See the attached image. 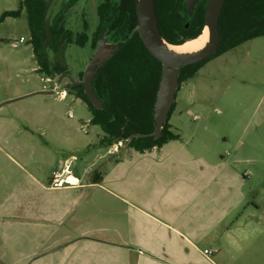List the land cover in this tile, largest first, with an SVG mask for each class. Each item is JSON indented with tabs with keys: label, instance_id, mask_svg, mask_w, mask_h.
<instances>
[{
	"label": "crops",
	"instance_id": "1",
	"mask_svg": "<svg viewBox=\"0 0 264 264\" xmlns=\"http://www.w3.org/2000/svg\"><path fill=\"white\" fill-rule=\"evenodd\" d=\"M30 50L32 62L28 56L18 60L21 65L27 60L32 63L27 79L18 84L21 88L15 84L0 96V101L53 93L50 87L40 86L43 75L36 76L40 67ZM50 76L45 75L44 80ZM43 89L46 91L41 92ZM57 98L63 100L66 95ZM178 99L176 95L173 113L183 111L175 108ZM47 102V108L43 106L50 119H40L43 113L38 107L36 118L18 109L15 113L20 121H0V157L7 166L2 173L3 186L13 192L11 187H34L31 200L38 204L37 215L31 217L38 232L18 229L19 239L35 241L29 248L34 251L21 252V263L264 264L261 204L248 199L243 179L229 160H224V154L194 151L180 138L171 139L143 152L131 148L110 162L97 179L87 168L84 173L88 176L82 182L71 171L73 155L62 147L74 144L67 135L73 123L58 119L60 106ZM93 140L83 146L98 147ZM11 141L17 144H12L14 152L8 150ZM106 152L97 150L99 158ZM63 167L78 178L77 185L49 184ZM22 172L26 173L23 179L9 182L8 177L13 179ZM73 190L75 194L70 192ZM48 191L61 193L59 199L50 201L49 217L44 207L48 202L39 201L36 194ZM204 249L213 252L207 255ZM13 262L0 256V264Z\"/></svg>",
	"mask_w": 264,
	"mask_h": 264
},
{
	"label": "rangeland",
	"instance_id": "2",
	"mask_svg": "<svg viewBox=\"0 0 264 264\" xmlns=\"http://www.w3.org/2000/svg\"><path fill=\"white\" fill-rule=\"evenodd\" d=\"M43 1L46 5H43V13L39 12L40 15L43 14V19L37 18V22L46 27L48 23L50 24L52 16L62 7L61 4L70 0ZM100 1L74 0L69 4L68 27L73 33L83 30V23L87 25V32L92 33L98 23L97 6ZM0 3V96H2L8 90H12L15 84L21 88L20 83L27 79L32 63H28L27 60L26 64L21 65L22 63L18 60L22 57L27 58L32 45L24 9L16 17L1 18L4 10L18 8V0H0ZM21 38L23 42H19ZM103 39L107 41V38ZM60 43L61 61L68 69L69 76L75 80L80 72L83 73L95 48L89 45V41L86 43L88 45L85 44L82 47L73 40ZM41 53L46 60L51 61L53 51L49 45L41 48ZM28 58L29 62H32L31 56ZM10 59L18 62L22 69L20 70L18 63L9 64ZM35 73L36 76L43 75L40 84L42 87V84H45L44 72L36 71ZM50 75L51 78L56 77L54 72ZM61 89H65L66 98L63 100L57 98L63 95L58 94ZM44 91L46 89L41 90V92ZM67 92L66 79L63 78L58 89L50 95L45 94L46 96L42 95L38 98L27 96L9 102L0 101V121L8 119L20 121L21 117L15 113L18 109H21L19 112L30 117L35 115L36 118L40 110L38 107H41L45 115L40 113V119H50L46 114L48 110H45L47 108L45 103L50 101L51 104L59 105L58 119L73 123V129L67 128V135L74 140V144L62 147L66 154L73 155L71 171L80 176L83 182L88 176L84 173L85 169L88 168L91 174L96 169L100 175L106 171L110 162L131 148L122 141L108 148L100 146L97 141L101 130L97 125L89 123L90 112L85 103L71 92ZM176 95L179 99L175 108L181 107L183 111L171 112L169 123L171 127L173 123V127L177 128L174 130L179 133L180 140L194 151L205 154L211 152L217 155L224 154V160H229L235 172H238L243 179L242 187L248 190V199L261 204V214L264 216V35L247 40L205 62L191 78L181 83ZM58 132L62 135L61 130ZM92 139L98 147L83 146ZM12 144L14 143L11 141L8 150L14 152L16 148H13ZM97 150L108 152L99 158ZM55 153L58 155L60 151ZM94 163H96L95 166H92ZM59 168L57 170H60ZM6 171V161L0 157V235H2L0 256H3L4 260L14 261V264H23L25 261L21 263V252L34 251L29 248L35 244V241L19 239L21 236L18 229L25 228L26 232H38L33 229L35 225L31 220V217L37 215L35 206L38 204L31 200L35 193L34 187H11L13 192L3 186L2 173ZM23 174L26 175L22 172L13 179L8 177V180L16 184L17 179L24 178ZM25 183L29 184V181L25 180ZM51 183L50 181L49 184ZM70 192L76 193L74 190ZM36 194L39 196V201L48 202L47 206H43L49 217L52 215H49L52 210L50 201L52 198L59 199L58 196L61 193L48 191ZM83 195H85L84 192Z\"/></svg>",
	"mask_w": 264,
	"mask_h": 264
},
{
	"label": "trees",
	"instance_id": "3",
	"mask_svg": "<svg viewBox=\"0 0 264 264\" xmlns=\"http://www.w3.org/2000/svg\"><path fill=\"white\" fill-rule=\"evenodd\" d=\"M39 3L40 0H19L18 8L3 11L1 18L16 17L24 9L32 50L40 71L45 75H50L54 71L65 72L64 64L62 66L58 63L52 64L42 56L41 48L46 45H49L52 51L55 50L53 39L56 38L57 41V36L63 35V31H60L62 27L56 31L49 26L44 29L42 23L38 24L37 18H42ZM111 7L113 11L105 17V13L110 11ZM120 7H128L132 16L133 22L128 27V34L136 27L135 0H118L114 3L111 0H103L97 6L98 25L92 44H95L103 23L116 20ZM154 10L159 31L167 42L176 44L194 38L203 28L204 0L196 4L191 16L185 9L184 0H154ZM218 30L220 39L216 50L210 56L179 68L175 96L181 83L191 78L205 62L247 40L264 35V0H224L218 19ZM68 33L69 30L64 31L62 40L66 39L65 42L72 41ZM46 37L49 41H46ZM86 38V33L80 32L75 38V43L81 46ZM160 70L161 63L150 54L139 34L134 32L126 42L120 44L94 75L92 88L101 101V108L93 107L86 98L81 84L68 88L73 89L74 95L85 103L90 112L89 123L98 125L104 132L97 141L100 146L108 148L121 140L128 147L143 152L154 146H161L168 140L180 138L179 133L173 131L169 123L174 101L160 135L156 138L148 135L154 129L153 102ZM131 135L133 137L126 141ZM92 176L93 179L98 178L99 173L96 169Z\"/></svg>",
	"mask_w": 264,
	"mask_h": 264
},
{
	"label": "water",
	"instance_id": "4",
	"mask_svg": "<svg viewBox=\"0 0 264 264\" xmlns=\"http://www.w3.org/2000/svg\"><path fill=\"white\" fill-rule=\"evenodd\" d=\"M199 1L200 0H184L185 9L188 10L189 16L192 15ZM223 1L224 0H204L203 28L197 36L205 31L207 33V39L199 50L192 53L178 54L170 52L166 44L179 45L186 40L176 44L167 42L159 31L154 10V0H135L137 20L135 31L139 34L150 54L161 63L160 77L153 102L152 116L154 120V129L151 133H148V135L153 138L160 135L162 125L174 101L175 90L178 85L177 76L179 68L199 62L210 56L216 50L220 39L218 19ZM185 26H187V24ZM107 45L108 44L103 38L98 39L93 56L83 71L82 79L78 82H74L82 84L84 94L94 108L102 107L101 101L93 91L92 80L97 69L108 57L105 49Z\"/></svg>",
	"mask_w": 264,
	"mask_h": 264
},
{
	"label": "flooded vegetation",
	"instance_id": "5",
	"mask_svg": "<svg viewBox=\"0 0 264 264\" xmlns=\"http://www.w3.org/2000/svg\"><path fill=\"white\" fill-rule=\"evenodd\" d=\"M74 0H70L68 2H63L61 5L62 7L60 8L59 11H57L53 16H52V19L50 21V24L48 23L47 26L49 27H52V29H55L56 31H59L58 29H60V27H62V30L60 31H63V35H64V31L65 30H69V35L72 37V40L73 42H76V36L77 34H79L80 32H85L86 33V40L84 42H82V46H84L87 41H89V45L92 46L93 48H95L96 44H97V41L98 39H100L101 37L102 38H107V41L106 43L108 44L107 46H105V49H106V55H108V57L106 58V60L112 56V54L118 49V47L120 46V44L126 42L130 36L133 35L135 31V28L128 34V27L129 25H132V16L129 12V8L128 7H120L118 8V16L116 18L115 21L113 22H107V23H103V26H102V29L99 33V36L98 38L95 40V44H92L93 42V39L95 37V32H96V29H97V25L96 27L92 30V33L90 35V33L87 32V25L85 23H83V30L79 31V32H72L70 30V28L68 27L69 26V19H68V14H67V11L69 10V4H71V2H73ZM103 0H101L99 2V4L102 2ZM115 1H118V0H111L112 3H114ZM43 5H46L45 2L43 0H40V3H39V7H40V11L43 13ZM68 8V10H67ZM113 11V8L111 7L110 8V11L106 12L105 13V17L108 16L109 12H112ZM69 12V11H68ZM45 15V14H44ZM42 16V19H43V14H41ZM46 20V18H44ZM46 26V27H47ZM44 27V29L46 28ZM62 34H60L59 36H57V41L55 39H53V43L55 45V50L53 51V56L51 58V62L52 64H55V63H58L59 65H63L64 63H62V59H61V55H60V51H61V41L62 42H65L66 39L63 41L62 40V37H63ZM88 35H90V37H88ZM46 41H49L48 40V37L45 38ZM44 39V40H45ZM77 44V43H76ZM78 45V44H77ZM88 45V44H86ZM240 45V44H239ZM80 46V45H79ZM105 60V61H106ZM65 72H55V75L56 77H52V80L53 82H56L59 86L61 80L63 78L66 79V87H67V90L69 92H71L73 95H74V90L73 89H68L70 88L71 86H75V85H79L81 83H74V82H78L81 80V77H82V72L79 73V77L77 75L76 79L73 80L70 76H69V72H68V69L65 67ZM82 85V84H81ZM61 90H64L65 89H61ZM65 94V93H64ZM75 96V95H74ZM76 97V96H75ZM78 98V97H76ZM80 99V98H79ZM98 126V125H97ZM99 127V126H98ZM100 128V127H99ZM101 130V128H100ZM99 135V138L102 137L104 135V132L101 130V133H98ZM136 134H134L135 136ZM133 137V135H131L130 137H128L126 139V141H129V139ZM118 142H121L118 141ZM117 142V143H118ZM124 142V141H122ZM115 144V143H114Z\"/></svg>",
	"mask_w": 264,
	"mask_h": 264
},
{
	"label": "built area",
	"instance_id": "6",
	"mask_svg": "<svg viewBox=\"0 0 264 264\" xmlns=\"http://www.w3.org/2000/svg\"><path fill=\"white\" fill-rule=\"evenodd\" d=\"M21 41H23L22 38L19 40V42H21ZM44 81H45V84L43 85V88L50 87L51 90L54 92L59 87L56 82H53L51 77H46ZM59 91L60 92H58V94L59 93H62V94L65 93L64 90H59ZM51 182H52L51 186H53V187H62V186H65V185L73 186V185H77L79 183L78 178H76L75 176L72 175L71 171L68 170V167H63L62 169L57 171L53 175V178H52ZM203 252L205 254L209 255L210 253L213 252V250L204 249Z\"/></svg>",
	"mask_w": 264,
	"mask_h": 264
},
{
	"label": "bare ground",
	"instance_id": "7",
	"mask_svg": "<svg viewBox=\"0 0 264 264\" xmlns=\"http://www.w3.org/2000/svg\"><path fill=\"white\" fill-rule=\"evenodd\" d=\"M207 39V33L203 31L199 36L193 39L186 40L179 45L166 44L167 49L170 52L178 54L192 53L199 50Z\"/></svg>",
	"mask_w": 264,
	"mask_h": 264
}]
</instances>
